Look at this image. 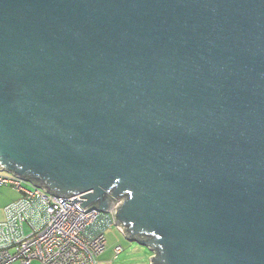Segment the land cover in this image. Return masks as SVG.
Listing matches in <instances>:
<instances>
[{"label":"water","instance_id":"1","mask_svg":"<svg viewBox=\"0 0 264 264\" xmlns=\"http://www.w3.org/2000/svg\"><path fill=\"white\" fill-rule=\"evenodd\" d=\"M0 171L129 192L151 264H264V0H0Z\"/></svg>","mask_w":264,"mask_h":264},{"label":"built area","instance_id":"2","mask_svg":"<svg viewBox=\"0 0 264 264\" xmlns=\"http://www.w3.org/2000/svg\"><path fill=\"white\" fill-rule=\"evenodd\" d=\"M0 186H9L19 197L4 208L0 222V264H98L106 245V232L114 226L112 214L123 199L113 198L107 212L81 209L72 198L56 196L19 176L0 171ZM123 233V232H122ZM122 251L113 247L115 258ZM151 264V262H150Z\"/></svg>","mask_w":264,"mask_h":264},{"label":"rangeland","instance_id":"3","mask_svg":"<svg viewBox=\"0 0 264 264\" xmlns=\"http://www.w3.org/2000/svg\"><path fill=\"white\" fill-rule=\"evenodd\" d=\"M104 252L99 256L98 264H150L154 251L146 245L128 240L115 226L106 232ZM120 245L122 251L114 258L113 247Z\"/></svg>","mask_w":264,"mask_h":264},{"label":"trees","instance_id":"4","mask_svg":"<svg viewBox=\"0 0 264 264\" xmlns=\"http://www.w3.org/2000/svg\"><path fill=\"white\" fill-rule=\"evenodd\" d=\"M23 179L30 181L35 186H42V187L48 188V181L41 179V177L37 174L31 173V172H26ZM50 191L53 192V190H50ZM129 196H130L129 192H123L116 199H123L125 201L126 199L129 198ZM118 224L121 227H123V230H124L123 234L126 237L136 239L138 241H146V240H149L150 238H152L154 236L153 234L143 233V232H140V233L134 235L130 229V224L128 225V224H125L122 222H118Z\"/></svg>","mask_w":264,"mask_h":264},{"label":"crops","instance_id":"5","mask_svg":"<svg viewBox=\"0 0 264 264\" xmlns=\"http://www.w3.org/2000/svg\"><path fill=\"white\" fill-rule=\"evenodd\" d=\"M18 197H19V193L15 189H13L12 187L0 186V222L4 219V208H5V206L8 203H10L11 201L16 200ZM100 261H101V258H99V262ZM13 264H20V263L14 262ZM31 264H41V263L38 261H32Z\"/></svg>","mask_w":264,"mask_h":264}]
</instances>
